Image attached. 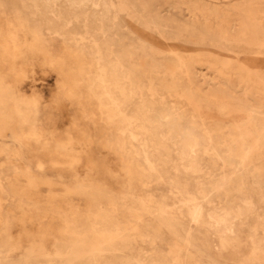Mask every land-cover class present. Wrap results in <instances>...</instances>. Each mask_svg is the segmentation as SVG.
Returning a JSON list of instances; mask_svg holds the SVG:
<instances>
[{
  "label": "rangeland",
  "instance_id": "374dc122",
  "mask_svg": "<svg viewBox=\"0 0 264 264\" xmlns=\"http://www.w3.org/2000/svg\"><path fill=\"white\" fill-rule=\"evenodd\" d=\"M0 264H264V0H0Z\"/></svg>",
  "mask_w": 264,
  "mask_h": 264
},
{
  "label": "bare ground",
  "instance_id": "6f19581e",
  "mask_svg": "<svg viewBox=\"0 0 264 264\" xmlns=\"http://www.w3.org/2000/svg\"><path fill=\"white\" fill-rule=\"evenodd\" d=\"M70 2L72 3V4H74L75 2H76V0H70ZM68 3V2H67ZM54 4V3H53ZM2 92V91H1ZM3 94H5V93H3ZM3 106V105H2ZM17 107V106H16ZM4 126V125H3ZM3 131V130H2ZM193 137H194V134L192 133V132H187L185 135H184V137H183V139H182V145L183 146H186L187 147V145H189V143L191 142V140L193 139ZM214 151V150H213ZM44 161V160H43ZM250 202V201H249ZM238 207V206H237ZM230 211V210H229ZM240 212V211H239ZM31 219V218H30ZM235 219V218H234Z\"/></svg>",
  "mask_w": 264,
  "mask_h": 264
}]
</instances>
